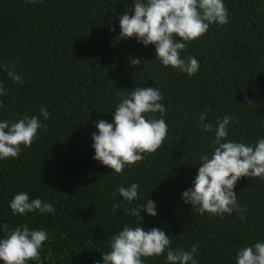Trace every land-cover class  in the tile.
Instances as JSON below:
<instances>
[{
  "label": "trees",
  "instance_id": "obj_1",
  "mask_svg": "<svg viewBox=\"0 0 264 264\" xmlns=\"http://www.w3.org/2000/svg\"><path fill=\"white\" fill-rule=\"evenodd\" d=\"M223 2L230 22L210 25L180 54L199 61V71L189 76L162 66L154 45L145 47L135 37L115 40L119 17L134 14L133 0H0V65L15 66L23 77L22 84L14 83L0 67L7 90L0 96V121L28 115L47 124L30 148L21 145L18 159L0 160V226L46 230L42 264H103L110 238L135 221L123 207L112 214L113 203L131 208L148 198L158 214L141 212L145 229L170 235L173 250L197 245V264H236L239 249L264 242L259 178L235 185L237 202L247 208L245 219L236 212L199 215L182 198L192 187L200 155L211 157L217 118L233 117L228 140L255 144L264 138V0ZM135 58L142 63L132 65ZM136 87L159 88L168 133L160 149L116 175L93 159V122H112L121 95ZM41 108L51 114L46 121ZM206 110L205 122L214 126L207 133L199 126ZM145 115L161 118L159 112ZM131 183L140 185L137 200L129 205L118 193L113 198ZM21 191L52 203L55 212L13 216L9 202ZM145 264H166V252Z\"/></svg>",
  "mask_w": 264,
  "mask_h": 264
},
{
  "label": "clouds",
  "instance_id": "obj_2",
  "mask_svg": "<svg viewBox=\"0 0 264 264\" xmlns=\"http://www.w3.org/2000/svg\"><path fill=\"white\" fill-rule=\"evenodd\" d=\"M26 2L38 3L40 0ZM133 10V15L126 11L119 17L120 32L115 40L135 37L145 47L154 45L155 59L162 66H171L189 76L199 71V61L192 56L181 58V52L187 51V44L201 38L210 25L223 26L230 22L223 0H133ZM110 30L115 29L111 27ZM130 63L139 65L142 61L135 58ZM0 67L14 83H23V77L16 72L15 66L4 64ZM6 93L3 83H0V96ZM162 100L158 87H136L127 96L121 95L112 122L104 119L93 122L97 129L92 133L93 159L120 175L126 167L135 166L145 159L146 154L160 149L168 133L167 123L162 118L166 114ZM157 112L161 118H146L145 114ZM40 115L46 121L51 114L46 108H41ZM207 116L206 110L199 117V126L206 133L214 129L213 124L205 122ZM232 119L227 115L217 118L211 157L208 153L200 155L201 163L192 187L182 192L184 203L191 204L192 210L199 215L208 213L223 218L225 214L236 212L240 219H245L247 208L237 202L235 185L245 177L264 181V138H259L255 144L228 140V126ZM46 127L47 124L42 123L38 116L25 115L16 121H0V160L18 159L21 145L30 148L39 139L38 130ZM139 188L138 183L121 186L113 193V198L118 193L130 205L139 198ZM120 207L128 216L135 217V221L132 225H124L110 238V250L102 252L103 264H145L147 258L161 256L165 252L166 264H197V245L193 244L190 250L179 246L173 250L170 235L157 227L145 229L141 212L145 211L150 216L158 214L153 200L148 198L146 204L131 208L123 203H113L112 214ZM9 208L13 216L37 211L42 214L55 212L52 203L40 198L31 199L27 191L16 193L9 202ZM0 230L4 233L0 238V261L4 264H27L28 261L42 264L43 244L49 240L46 230L30 229L27 224L17 225L11 230L4 224ZM235 261L236 264H264V242L239 249ZM95 264L101 262L96 261Z\"/></svg>",
  "mask_w": 264,
  "mask_h": 264
}]
</instances>
